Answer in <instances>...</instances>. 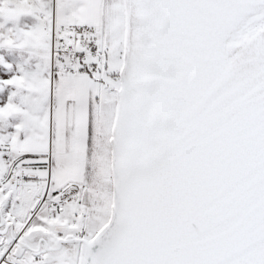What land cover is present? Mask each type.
<instances>
[{"label":"snow or ice","instance_id":"1","mask_svg":"<svg viewBox=\"0 0 264 264\" xmlns=\"http://www.w3.org/2000/svg\"><path fill=\"white\" fill-rule=\"evenodd\" d=\"M0 264H264V0H0Z\"/></svg>","mask_w":264,"mask_h":264}]
</instances>
